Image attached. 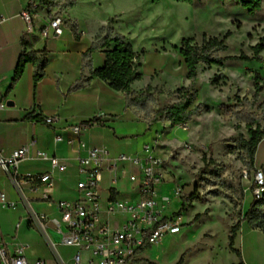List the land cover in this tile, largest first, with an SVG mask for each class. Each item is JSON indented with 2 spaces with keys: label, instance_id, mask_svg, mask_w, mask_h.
Returning a JSON list of instances; mask_svg holds the SVG:
<instances>
[{
  "label": "rangeland",
  "instance_id": "1",
  "mask_svg": "<svg viewBox=\"0 0 264 264\" xmlns=\"http://www.w3.org/2000/svg\"><path fill=\"white\" fill-rule=\"evenodd\" d=\"M41 4L44 10L66 18L75 12L71 22L85 24L89 33L124 34L139 55L141 92L148 84L165 91L155 95L156 110L177 102L178 90L190 85L184 59L173 47L183 38L193 37L201 43L203 35L222 38L231 32L226 39L228 49L221 56L245 53L252 57L248 61L229 59L223 66L199 64L195 84L199 96L194 105L201 110L187 129L166 121L158 124L167 182L157 189L172 197L167 211L183 215L184 225L181 233L149 248L147 257L159 264H176L187 252L185 264H227L226 237L235 223L241 224L253 201L251 192L244 193L242 186L252 182L256 167L264 166V138L257 148L255 167L248 163L243 140L250 134L242 118V100H253L258 72L261 90L252 112L264 127V49L262 60L253 58L255 45L264 38V0L255 15L233 0H53ZM215 76L219 77L217 84L212 83ZM194 182L196 193L185 194L184 188ZM175 186L181 188V201L173 194Z\"/></svg>",
  "mask_w": 264,
  "mask_h": 264
},
{
  "label": "crops",
  "instance_id": "2",
  "mask_svg": "<svg viewBox=\"0 0 264 264\" xmlns=\"http://www.w3.org/2000/svg\"><path fill=\"white\" fill-rule=\"evenodd\" d=\"M31 1L0 0V151L6 156L15 149L28 146L29 157L19 164V172H51L54 185L43 188L48 193V200L43 199L40 193L24 198L0 165V241L10 253L22 252L26 255L30 264H35L37 260H42L44 264L71 263L76 248L61 242V234L53 219L60 216L59 202L81 196L77 159L85 156L88 149L94 146L106 147L112 156H117L137 153L145 143H153L162 156L163 148L157 141L160 127L159 123L150 126L143 114H136L127 107L123 92L114 90L99 77L91 78L84 88L72 90L77 81L90 77L93 70L104 66V48L98 47L91 53L89 65H83V54L93 45L100 46L105 35L100 36V30L97 34L89 33L84 30L85 24L77 26L72 23L75 12L70 18L65 17V29L60 36L50 34L44 38L39 33L28 34L22 11L30 9ZM38 1L42 3V0ZM43 8L42 4L32 9L37 27L44 24L43 18L48 10ZM24 49L38 54L45 52L48 60L45 75L35 83L36 67L28 63L22 77L8 91ZM141 82L142 79L135 81L132 89L141 92ZM8 101L14 104L8 105ZM2 103L4 106H1ZM47 116L56 118L53 124L45 122ZM93 118H98L100 122L85 125ZM59 136L62 140H58ZM37 151L44 152L48 157H37ZM53 157L66 168L54 167L51 163ZM122 169H130L133 173L140 171L136 166L122 164L120 182L114 195L121 199H135L136 183L130 181ZM110 177L111 173L104 172L101 183L104 200L111 196ZM2 193L8 202L14 203L13 206H4ZM175 235L165 237L158 246ZM228 238L224 246L227 264H238L239 257L230 250ZM234 247L241 251L246 264H264V232L252 228L246 220L241 222ZM149 253L150 249L143 250L136 263L150 260L147 257ZM183 254L186 256L185 264L189 253ZM87 260L88 253L85 252L82 264H87Z\"/></svg>",
  "mask_w": 264,
  "mask_h": 264
},
{
  "label": "built area",
  "instance_id": "3",
  "mask_svg": "<svg viewBox=\"0 0 264 264\" xmlns=\"http://www.w3.org/2000/svg\"><path fill=\"white\" fill-rule=\"evenodd\" d=\"M41 5L38 0H33L30 9L22 11V17L28 25L27 33H39L44 38L50 34L62 35L66 21L65 17L56 11L48 10L43 18L44 24L36 26L35 12L32 9ZM1 106H4V103ZM55 119L54 116L44 118L47 124H53ZM180 126L184 129L188 127ZM75 129L79 130V127ZM58 140H62V137L59 136ZM29 150L28 146H23L6 156L0 151V165L12 178L22 197L27 198L29 194L40 193L43 199L48 200V193L43 191V188L54 185L51 172L37 174L19 172V164L29 157ZM37 157L46 159L48 156L42 151H37ZM163 161L153 143L143 144L137 153H122L117 156H112L106 147L94 146L88 149L85 156L77 159L80 176L78 189L81 196L74 200L59 202L60 216L53 219L61 234V242L76 248L71 263L63 264H82L85 252L88 253L87 264H139L136 262L143 250L158 246L165 237L182 231L183 215L168 212L172 197L161 194L157 189L158 185L167 182ZM51 163L61 170L66 168V165L60 164L56 157L51 159ZM122 164L136 166L140 170L139 173H133L130 169H122V173L136 183L135 199H121L114 195L120 182L119 169ZM104 172L111 173V196L107 200H104L101 192ZM244 178H249L248 172H245ZM251 178L250 184H243V192H251L253 200L263 198L264 166L256 167ZM173 194L181 201V188L175 186ZM1 202L7 207L14 205L7 201L4 193L1 194ZM0 264L30 262L22 252L10 253L0 241ZM35 264L44 262L37 260Z\"/></svg>",
  "mask_w": 264,
  "mask_h": 264
},
{
  "label": "trees",
  "instance_id": "4",
  "mask_svg": "<svg viewBox=\"0 0 264 264\" xmlns=\"http://www.w3.org/2000/svg\"><path fill=\"white\" fill-rule=\"evenodd\" d=\"M42 1L44 2L47 0ZM176 1L192 3L194 0ZM233 1L247 9L251 15H255L256 12L260 11L263 5V0ZM109 31L111 32L110 29ZM230 35L231 32H228L222 38L203 35L201 43L197 42L193 37L183 38L180 45L173 46L184 59L187 68V78L190 80V85L178 90L179 100L177 102L161 109L156 110L154 108L156 102L155 95H163L165 93L164 89L158 86H153L152 84H148L142 92H137L132 89V84L142 78V74L138 71L140 67L138 64L139 55L135 51L133 44L121 34L105 35L100 46L93 45L83 54V65H89L88 59L90 58L91 53L98 47L104 48L106 52L105 64L103 67L93 70L90 77L81 78L71 89L77 90L84 88L90 83L91 78L99 77L107 82L114 90L123 92L126 96L127 107L131 108L136 114L144 113V117L148 119L150 126L161 121L170 122L172 126L188 125L193 117L201 110L200 105H194L199 96V91L195 88V84L199 77V64L204 63L223 66L224 62L229 59L244 61L252 59V57L245 53H240L235 56H221V52L228 49L226 39ZM263 42L264 38L255 45V55L253 58L258 60L263 59L260 55V52L264 49ZM28 63H33L36 67L34 75L35 83H38L44 77L46 66L48 64L45 52L38 54L34 51L24 49L18 59L8 91H11L22 77ZM261 79L262 76L257 72L254 78L256 94L253 100H242L245 106L242 118L246 120V129L250 134L248 139L243 140V148L246 151L248 163L251 167H255L256 165L257 148L264 138V127L262 126L261 119L252 112L258 100V93L261 90V87L259 86ZM218 82L219 77L215 76L212 83L217 84ZM205 109L210 111V107H206ZM27 118L33 119L32 116H27ZM38 119L40 120V118ZM99 122L100 120L98 118H93L92 120L87 121L85 125H93ZM198 218L199 215H197L194 220H197ZM243 220H246L252 228L260 229L264 232V197L251 202L249 209L243 216ZM240 225L241 224L237 222L232 226L228 238V246L230 250L238 255V264H246L243 260L241 251L234 247ZM184 256V254L181 256L177 264H183ZM149 264L156 263L150 262Z\"/></svg>",
  "mask_w": 264,
  "mask_h": 264
},
{
  "label": "water",
  "instance_id": "5",
  "mask_svg": "<svg viewBox=\"0 0 264 264\" xmlns=\"http://www.w3.org/2000/svg\"><path fill=\"white\" fill-rule=\"evenodd\" d=\"M14 104L13 101H8V105L12 106ZM197 187L196 182L192 183L191 185H188L184 188V193L191 196L196 193Z\"/></svg>",
  "mask_w": 264,
  "mask_h": 264
}]
</instances>
